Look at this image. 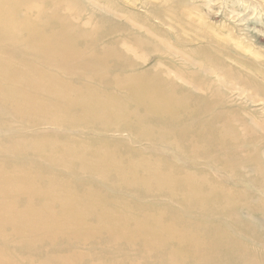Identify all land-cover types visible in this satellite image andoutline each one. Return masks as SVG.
<instances>
[{"label":"bare ground","instance_id":"1","mask_svg":"<svg viewBox=\"0 0 264 264\" xmlns=\"http://www.w3.org/2000/svg\"><path fill=\"white\" fill-rule=\"evenodd\" d=\"M72 2L0 0L2 108L17 115L43 108V116L52 113L58 124L66 126L120 117L138 137L176 145L182 144V136L190 131L181 118L185 112L207 116L221 103L202 93L188 101L182 93L178 96L167 89L154 74L122 76V63L115 65L119 56L110 48H99L93 35L74 28L62 16L60 9L70 10ZM45 27L48 35L43 34ZM52 59L58 61V73L68 80L46 72L45 66ZM76 63L80 75L98 63L101 70L95 74L128 88L129 97L123 101L114 95L102 98L104 95L97 96L88 88L72 85L77 67L68 66ZM136 80H142L143 86L137 87ZM17 83L23 84L24 91L16 89ZM3 84L11 88L6 90ZM158 108L163 111L159 113ZM164 122L176 127L159 130L157 124ZM155 131L163 138H156ZM20 141L34 154L59 163L65 172L58 175L36 166H14L6 172L0 160V264H21L22 258L5 246L8 237L20 239L24 235L30 237L20 243L24 250L34 247L45 255L41 261L32 260L33 264H264V234L242 217L231 196L212 192L205 184L192 181L191 175L179 176L146 161L137 164L132 157L96 144L50 138ZM230 141L227 137L216 139V143ZM14 143L12 139L0 141V148L11 150ZM184 146L189 148L187 143ZM77 165L97 174L98 185L79 184L81 167ZM102 182L113 188L112 197L100 191ZM123 193L125 200L114 197ZM140 193L166 194L170 204L143 205L136 197ZM115 206L121 207V215L114 216ZM72 239L93 244L102 241L114 251L115 260L107 257V261H96V254L77 255L69 247ZM60 248L66 253L53 256Z\"/></svg>","mask_w":264,"mask_h":264},{"label":"rangeland","instance_id":"2","mask_svg":"<svg viewBox=\"0 0 264 264\" xmlns=\"http://www.w3.org/2000/svg\"><path fill=\"white\" fill-rule=\"evenodd\" d=\"M70 6V10L60 9L62 16L74 28L93 35L99 48L112 49L120 59L115 65L122 63V76L154 74L167 89L178 96L182 93L188 101L209 94L221 103L207 116L185 112L181 118L190 131L182 136L183 143L176 145L152 140L153 137H138L123 125L120 117L66 126L58 124L52 113L43 116V108L17 115L0 103V141H15L11 150L0 148L3 169L10 172L14 166H36L58 175L65 172L59 163L34 154L22 144L23 139L96 144L132 157L137 164L146 161L179 176L191 175L192 181L205 184L212 192L231 196L242 217L264 234V0H73ZM48 33V28H43V34ZM2 52L0 47V56ZM57 62L49 60L46 72L68 80L55 69ZM74 67L77 68L72 85L88 88L97 96L104 95L102 98L114 95L123 101L129 97L128 88L117 87L95 74L101 70L98 63L83 69L82 75L78 73L79 64L68 66ZM136 81L137 87L143 86L142 80ZM2 87L11 88L7 84ZM16 89L24 91L23 84L17 83ZM162 111L158 108L159 113ZM156 127L167 130L176 126L164 122ZM155 132L156 138H163ZM226 137L231 141L216 143L217 138L222 141ZM200 141L203 143L199 146ZM186 143L189 148L184 146ZM100 165L104 164L100 161ZM79 167L77 182L97 186L99 176L89 173L84 166H76ZM145 178L152 180L148 175ZM101 185L105 196L115 194L112 187L103 182ZM114 197L125 200L126 194ZM136 197L143 205L170 204L166 194L140 193ZM113 210L114 216L123 212L120 206ZM29 239L27 235L20 239L10 236L5 246L11 254L22 258L21 264L45 258L38 248L21 247V241ZM69 247L77 255L96 254V261L115 260L114 251L102 241L93 244L72 239ZM65 253L60 248L52 254Z\"/></svg>","mask_w":264,"mask_h":264}]
</instances>
